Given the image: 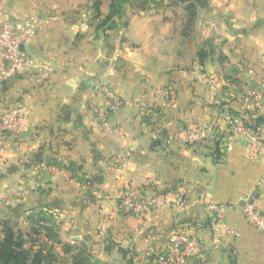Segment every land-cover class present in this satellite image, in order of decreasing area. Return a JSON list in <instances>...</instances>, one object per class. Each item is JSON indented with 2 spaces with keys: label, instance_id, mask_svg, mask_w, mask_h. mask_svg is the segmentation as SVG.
I'll list each match as a JSON object with an SVG mask.
<instances>
[{
  "label": "crops",
  "instance_id": "1",
  "mask_svg": "<svg viewBox=\"0 0 264 264\" xmlns=\"http://www.w3.org/2000/svg\"><path fill=\"white\" fill-rule=\"evenodd\" d=\"M111 2L1 1L0 24L30 61L0 93V114L22 115L0 139V238L14 224L52 264H71L78 247L106 264H158L186 228L197 248L183 264H264V233L242 211L252 197L264 214L263 165L226 118L264 117V0H126L115 27L97 29ZM102 87L121 103L105 122L91 110ZM192 128L204 138L186 143ZM125 188L168 203L134 215L119 203ZM211 203L235 235L216 230ZM33 208L53 213V241L30 235Z\"/></svg>",
  "mask_w": 264,
  "mask_h": 264
},
{
  "label": "built area",
  "instance_id": "2",
  "mask_svg": "<svg viewBox=\"0 0 264 264\" xmlns=\"http://www.w3.org/2000/svg\"><path fill=\"white\" fill-rule=\"evenodd\" d=\"M0 0V4H1ZM2 10L0 7V15ZM30 61L29 54L21 48V40L15 33L14 26L9 22L0 24V93L4 85L13 77L19 75L27 68ZM170 87H167L166 94L171 96ZM101 96L103 103L91 104V110L100 122H105L111 111L116 110L120 106V101L109 95L106 88H101ZM260 95H253L256 101ZM151 114V112H149ZM152 114L159 116L161 111L153 110ZM22 115L18 111H9L0 114V139L5 134H16L19 130L20 119ZM253 115L248 110L242 112L238 116L229 114L226 116L227 124L233 135L251 136V143L248 145L249 155L256 156L264 170V141L259 134V128L254 129L245 126L242 123L248 119V123L252 122ZM240 121V122H238ZM204 138V133L199 128L188 129L187 136L184 139L186 143H194ZM175 139V138H174ZM259 195L264 197V171L258 182ZM119 203L134 215L142 213L148 216L153 211L165 206L168 203L167 195H150L145 197H136L130 188H125L119 196ZM177 201H180L178 198ZM1 207V206H0ZM222 204L211 203L209 205L212 213V221L217 227V231L222 235H235L233 229L222 227L221 220L223 214ZM244 217L248 223L264 233V214L256 203V199L247 197L244 199L242 206ZM197 248V240L186 228H180L167 238L162 250L156 253L158 264H183L193 254Z\"/></svg>",
  "mask_w": 264,
  "mask_h": 264
},
{
  "label": "trees",
  "instance_id": "3",
  "mask_svg": "<svg viewBox=\"0 0 264 264\" xmlns=\"http://www.w3.org/2000/svg\"><path fill=\"white\" fill-rule=\"evenodd\" d=\"M126 0H112L108 15L99 20L96 25L97 29H108L115 27V17L121 14V8ZM190 7H194L193 3H187ZM264 123V117L257 116L252 122L245 123V126L257 129ZM53 213L49 209H30L28 220L30 221V235L35 236L36 241L40 240L41 232L52 241L55 235L52 230ZM3 237L0 238V264H52L53 258L50 253L45 252L43 244L34 250L33 245L25 247L26 240L24 235L19 231L16 225L3 222ZM33 242V241H32ZM40 243V242H39ZM34 244V243H33ZM38 244V243H37ZM71 264H106L95 259L86 247L78 248L73 255Z\"/></svg>",
  "mask_w": 264,
  "mask_h": 264
},
{
  "label": "rangeland",
  "instance_id": "4",
  "mask_svg": "<svg viewBox=\"0 0 264 264\" xmlns=\"http://www.w3.org/2000/svg\"><path fill=\"white\" fill-rule=\"evenodd\" d=\"M1 213H2V207H0V217H1ZM1 219V218H0ZM41 238H43V240H46V239H48L46 236H45V234H44V232L42 231L41 232ZM79 248V247H78ZM78 248H76V249H74L73 251H75V253H76V251H77V249ZM80 249V248H79Z\"/></svg>",
  "mask_w": 264,
  "mask_h": 264
}]
</instances>
